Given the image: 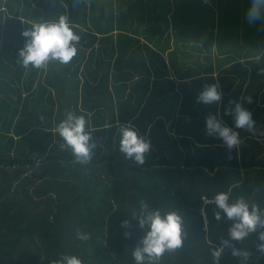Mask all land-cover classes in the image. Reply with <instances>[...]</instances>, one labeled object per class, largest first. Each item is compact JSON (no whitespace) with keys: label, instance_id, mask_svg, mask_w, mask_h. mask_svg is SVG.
<instances>
[{"label":"trees","instance_id":"trees-1","mask_svg":"<svg viewBox=\"0 0 264 264\" xmlns=\"http://www.w3.org/2000/svg\"><path fill=\"white\" fill-rule=\"evenodd\" d=\"M106 2L111 10L101 0H0V264L64 256L136 264L133 251L149 230L133 218L143 204L176 212L185 234L180 248L145 264H214L234 223L217 193L264 217V135L235 129L225 115L230 100L242 102L264 131V17L248 23L251 0ZM61 16L80 36L77 55L25 68L22 33ZM217 82L222 100L197 104L202 86ZM69 113L88 121L95 147L86 163L57 132ZM209 115L240 132L238 148L207 134ZM125 126L150 142L142 165L120 151ZM261 233L229 240L219 264H264ZM232 247L250 256H233Z\"/></svg>","mask_w":264,"mask_h":264},{"label":"clouds","instance_id":"clouds-1","mask_svg":"<svg viewBox=\"0 0 264 264\" xmlns=\"http://www.w3.org/2000/svg\"><path fill=\"white\" fill-rule=\"evenodd\" d=\"M262 17H264V0H251L246 13L248 23L254 24ZM22 35L26 38V42L19 51V58L25 68L31 66L40 69L46 67L50 62L68 64L78 53L77 45L80 36L64 16H61L58 22L32 23V26ZM259 74H264V69H261ZM222 95L218 82L205 83L196 97V102L205 105L218 103L222 100ZM244 100L247 103H252L251 96L245 97ZM225 115H233L235 129L247 131L253 136L258 133L264 135V131L257 129L252 112L246 109L242 102L230 100ZM87 124L88 121L84 115L76 116L69 113L67 119L62 121L57 128L59 135L72 149L73 155L82 163L91 159L92 149L95 147V144L90 143L91 133L86 131ZM206 129L209 136H218L229 151L238 148L241 144L240 132L225 126L215 115H209L206 118ZM120 131L122 133L120 151L126 155V158L133 159L134 162L142 165L145 162L146 153L150 151V142L138 135L131 126L122 127ZM214 200L217 208L222 210L227 219L234 221L228 230L229 240L243 241L251 233L256 232L258 227H264V217L255 205H252L250 210L249 204L243 199L230 203L228 194L224 192L217 193ZM133 218L138 220L142 229L145 226L149 228L140 244L133 251L136 264H145L146 260L156 261L165 252L174 251L182 246L185 235L183 219L176 212L162 216L159 210H148V206L143 204L141 215L137 217L133 214ZM215 218L217 220L222 218L219 211L215 213ZM122 226L129 227V221H123ZM129 235L130 233H125V236ZM78 238L88 239V236L79 233ZM259 239L262 243L257 246V250L264 253V233L260 234ZM229 240L222 239L221 248L213 250L214 264H219L223 248L230 246ZM232 255L243 256L247 259L250 253L232 247ZM56 264H81V261L75 256H64Z\"/></svg>","mask_w":264,"mask_h":264},{"label":"crops","instance_id":"crops-1","mask_svg":"<svg viewBox=\"0 0 264 264\" xmlns=\"http://www.w3.org/2000/svg\"><path fill=\"white\" fill-rule=\"evenodd\" d=\"M104 0H101V2H102V5H103V9H101V10H103V11H107L108 9H110V8H108L107 7V4H104V2H103ZM214 4V3H213ZM217 7V8H216ZM116 8H117V6H116ZM116 8H114L115 10L113 11V16L115 17V18H117V16L119 15L118 14V11H117V9ZM212 9H213V11H215L216 12V14L218 13V6H217V3H216V5L215 6H212ZM111 10V9H110ZM166 10H167V8H166ZM103 13V12H102ZM106 15V13L104 14V16ZM100 29L102 30L103 29V26L101 25V27H100ZM95 32H98V30H94ZM116 33V32H115ZM167 57V56H166Z\"/></svg>","mask_w":264,"mask_h":264},{"label":"rangeland","instance_id":"rangeland-1","mask_svg":"<svg viewBox=\"0 0 264 264\" xmlns=\"http://www.w3.org/2000/svg\"><path fill=\"white\" fill-rule=\"evenodd\" d=\"M103 2H104V4L107 3L106 0H104ZM107 7H108V4H107ZM103 24H104V22H103ZM103 24H102V25H103ZM215 42H216V41H215ZM214 50H215V46H214ZM202 58L204 59L205 57H202ZM17 234H18V233H17Z\"/></svg>","mask_w":264,"mask_h":264}]
</instances>
